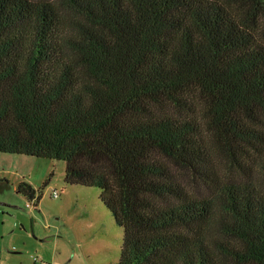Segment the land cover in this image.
<instances>
[{
	"label": "trees",
	"instance_id": "trees-1",
	"mask_svg": "<svg viewBox=\"0 0 264 264\" xmlns=\"http://www.w3.org/2000/svg\"><path fill=\"white\" fill-rule=\"evenodd\" d=\"M0 154L98 189L117 264H264V0H0Z\"/></svg>",
	"mask_w": 264,
	"mask_h": 264
},
{
	"label": "rangeland",
	"instance_id": "rangeland-1",
	"mask_svg": "<svg viewBox=\"0 0 264 264\" xmlns=\"http://www.w3.org/2000/svg\"><path fill=\"white\" fill-rule=\"evenodd\" d=\"M64 171L62 161L0 154V264L118 263L123 230L100 191L66 185ZM22 181L39 198L36 209L17 192Z\"/></svg>",
	"mask_w": 264,
	"mask_h": 264
},
{
	"label": "built area",
	"instance_id": "built-area-1",
	"mask_svg": "<svg viewBox=\"0 0 264 264\" xmlns=\"http://www.w3.org/2000/svg\"><path fill=\"white\" fill-rule=\"evenodd\" d=\"M52 197H53V198H57V197H58V194H57L56 191H54V192L52 193ZM35 201H36L35 199L31 200V201H30L31 203L27 204V207L30 208V209H36Z\"/></svg>",
	"mask_w": 264,
	"mask_h": 264
},
{
	"label": "crops",
	"instance_id": "crops-1",
	"mask_svg": "<svg viewBox=\"0 0 264 264\" xmlns=\"http://www.w3.org/2000/svg\"><path fill=\"white\" fill-rule=\"evenodd\" d=\"M51 261V263L53 262V260H50ZM37 262H41V260H34V264H36ZM42 264H45V263H43V262H41ZM54 263V262H53Z\"/></svg>",
	"mask_w": 264,
	"mask_h": 264
}]
</instances>
